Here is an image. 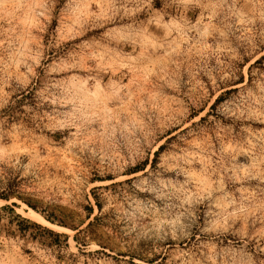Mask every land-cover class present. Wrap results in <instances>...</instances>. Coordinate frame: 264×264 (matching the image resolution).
<instances>
[{
  "label": "rangeland",
  "instance_id": "1",
  "mask_svg": "<svg viewBox=\"0 0 264 264\" xmlns=\"http://www.w3.org/2000/svg\"><path fill=\"white\" fill-rule=\"evenodd\" d=\"M7 195L0 264H264V0H0Z\"/></svg>",
  "mask_w": 264,
  "mask_h": 264
},
{
  "label": "trees",
  "instance_id": "2",
  "mask_svg": "<svg viewBox=\"0 0 264 264\" xmlns=\"http://www.w3.org/2000/svg\"><path fill=\"white\" fill-rule=\"evenodd\" d=\"M259 61L260 60H258L256 63H259ZM227 93L228 92H226V94ZM222 97H223V95L219 96L217 98L216 102H219L222 99ZM163 148H164V146H160L159 150L156 152V156L163 150ZM144 167H142L141 170L145 169ZM94 197H95V201H96V206L99 209H101V205L99 203L97 196H94ZM0 198H3L5 200H10V196H8V195L7 196H0ZM24 201L27 205L31 206L33 209H35V210L37 209V208H35V206H33V204H31V202H28L26 200H24ZM13 205L15 206L16 204L14 203L11 206L8 205V206L2 207L0 209V212L7 211V212H10L12 214V218L9 220V225H11V226L16 225L18 231L21 234V237H23L24 239H27L28 241H31V242H38L41 240L42 237H46L50 240L49 245L52 247L53 246L59 247L62 244V242L66 243L69 240V236L67 234L55 232L49 228L42 226L41 224H38L34 221H31L27 218H24L20 214H17L13 208ZM40 213L52 224H55V225L60 226V227L68 228V229H71L73 231H78L85 224V222H81L78 226H72V225L66 224L65 222H62L60 220H55L51 216L44 214V212H40ZM88 213H89V218H90L91 214L93 213V207L88 208ZM96 219H97V217H95V220ZM92 224L93 223L91 222L88 225V228ZM78 233H80V232H78ZM74 240L76 242L79 241L77 235L74 236Z\"/></svg>",
  "mask_w": 264,
  "mask_h": 264
}]
</instances>
